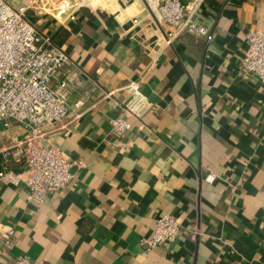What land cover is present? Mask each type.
<instances>
[{
    "label": "crops",
    "instance_id": "crops-1",
    "mask_svg": "<svg viewBox=\"0 0 264 264\" xmlns=\"http://www.w3.org/2000/svg\"><path fill=\"white\" fill-rule=\"evenodd\" d=\"M97 1L26 12L68 54L58 77L83 105L46 133L71 162L64 187L32 199L25 167L8 161L19 179H0V231L13 229L0 263L264 264V85L242 69L264 0H203L206 33L169 45L143 0ZM130 81L151 106L119 136L111 120ZM22 134L1 127L0 150ZM162 215L179 220V235L146 250Z\"/></svg>",
    "mask_w": 264,
    "mask_h": 264
},
{
    "label": "built area",
    "instance_id": "built-area-1",
    "mask_svg": "<svg viewBox=\"0 0 264 264\" xmlns=\"http://www.w3.org/2000/svg\"><path fill=\"white\" fill-rule=\"evenodd\" d=\"M203 0H143L162 30L163 44L169 45L184 32L205 34L197 21ZM33 0L30 1L32 3ZM27 5L13 6L0 0V128L21 125L22 137L0 150L2 165L0 179L17 183L19 175L8 161L25 167L23 182L29 197L43 195L64 187L72 175L71 162L46 139V133L62 121L70 111L83 105L82 98L70 100L66 78L58 77L69 61L68 54L41 32L26 16ZM72 17V16H71ZM242 69L256 76L264 85V30L247 33ZM129 99L122 107L123 117L112 118L111 126L117 135L130 128L129 117L140 118L151 103L137 82L126 84ZM180 231V222L171 215L155 221L151 237L143 240L146 250L166 246ZM13 229L0 231V241L12 244ZM0 264H42L28 256H17Z\"/></svg>",
    "mask_w": 264,
    "mask_h": 264
},
{
    "label": "rangeland",
    "instance_id": "rangeland-1",
    "mask_svg": "<svg viewBox=\"0 0 264 264\" xmlns=\"http://www.w3.org/2000/svg\"><path fill=\"white\" fill-rule=\"evenodd\" d=\"M48 1L49 2H51V1L53 2V0H33V2L31 3L32 6H29V8L27 10H39V9L42 10V6L41 5H44V4L47 5ZM54 1H58V0H54ZM59 1H61V0H59ZM65 1L67 3L71 2L72 4H76V5H82V4L88 5V4H91L92 6L96 5L97 2H98L97 0H65ZM34 6H35V8H34ZM26 16H27V13H26Z\"/></svg>",
    "mask_w": 264,
    "mask_h": 264
}]
</instances>
